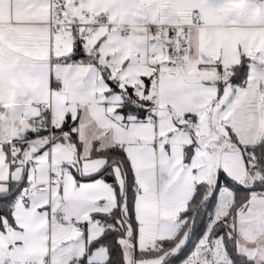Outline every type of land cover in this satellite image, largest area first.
I'll use <instances>...</instances> for the list:
<instances>
[{
    "label": "snow or ice",
    "instance_id": "obj_1",
    "mask_svg": "<svg viewBox=\"0 0 264 264\" xmlns=\"http://www.w3.org/2000/svg\"><path fill=\"white\" fill-rule=\"evenodd\" d=\"M0 264H264V0H0Z\"/></svg>",
    "mask_w": 264,
    "mask_h": 264
}]
</instances>
